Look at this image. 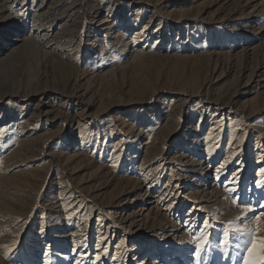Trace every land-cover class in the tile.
I'll return each instance as SVG.
<instances>
[{"label": "rangeland", "instance_id": "1", "mask_svg": "<svg viewBox=\"0 0 264 264\" xmlns=\"http://www.w3.org/2000/svg\"><path fill=\"white\" fill-rule=\"evenodd\" d=\"M0 25V264L261 252L264 0H0Z\"/></svg>", "mask_w": 264, "mask_h": 264}, {"label": "snow or ice", "instance_id": "2", "mask_svg": "<svg viewBox=\"0 0 264 264\" xmlns=\"http://www.w3.org/2000/svg\"><path fill=\"white\" fill-rule=\"evenodd\" d=\"M106 3L109 2V0H105ZM2 26V25H0ZM209 139H212V137H209ZM119 147V146H117ZM239 153L237 152H233V158H235L236 155H238ZM237 163H241L240 161H237ZM226 168V163H220L219 166L215 169V171L217 173L221 172V170H224ZM259 172L260 173H264V167L259 168ZM216 179H219V177H216ZM233 183L235 182V180L232 181ZM235 191V190H234ZM261 210L259 211V213L257 215H255V222H256V231H264V205L260 206ZM253 209L251 207H245V213L248 212H252ZM188 214L185 213V216H187ZM205 226H207V221L204 222ZM47 228H43L40 229L41 234L46 233ZM236 231L240 232L242 231L241 229H236ZM227 232L225 233V240L224 243L227 244ZM107 239L108 238H103L102 242H101V247L98 249V251H101L103 253L104 257H107L109 259L112 260H116V256L111 255L109 253V248L107 245ZM260 239V245H261V252L257 255L254 251V249L256 248V242L254 241L253 246L250 247L248 249V255L245 257V261L244 264H264V237L259 238ZM15 243V242H14ZM126 242L124 240H120V242L118 244L113 245V251L118 250L121 245H124ZM207 244V237H204L202 240L199 241V245L198 248L195 252L196 257H200L202 254V250L204 249L205 245ZM83 247V246H81ZM48 248V245L45 244L43 251H42V260H41V264H44L43 262V257L46 255L45 249ZM11 251V249H10ZM79 250L77 251L76 254L72 255L70 257L71 260H75L76 255H79ZM11 258V257H10ZM94 259L97 262H100L102 260V256L101 255H95L94 254ZM91 258H89V264H90ZM136 264H139V259H137Z\"/></svg>", "mask_w": 264, "mask_h": 264}, {"label": "bare ground", "instance_id": "3", "mask_svg": "<svg viewBox=\"0 0 264 264\" xmlns=\"http://www.w3.org/2000/svg\"><path fill=\"white\" fill-rule=\"evenodd\" d=\"M36 17H37V15H36ZM40 18H41V16H40ZM46 23V22H45ZM42 25V24H41ZM20 40V39H19ZM167 249H168V251L167 252H170L172 249H173V246L171 245V246H169L168 245V247H167ZM165 253H166V251L164 252V253H162V255H165ZM145 254V253H144ZM164 257V256H163ZM161 260H158L155 264H159V262H160ZM165 264H167V263H165Z\"/></svg>", "mask_w": 264, "mask_h": 264}]
</instances>
